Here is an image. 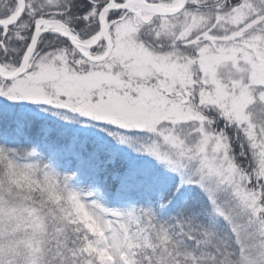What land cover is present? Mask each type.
<instances>
[{
    "label": "snow or ice",
    "instance_id": "1",
    "mask_svg": "<svg viewBox=\"0 0 264 264\" xmlns=\"http://www.w3.org/2000/svg\"><path fill=\"white\" fill-rule=\"evenodd\" d=\"M0 264H264V0H0Z\"/></svg>",
    "mask_w": 264,
    "mask_h": 264
}]
</instances>
